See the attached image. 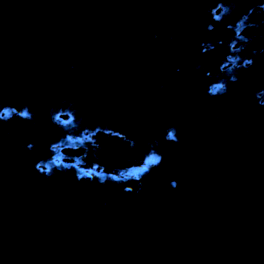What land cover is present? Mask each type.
<instances>
[{"label": "water", "instance_id": "95a60500", "mask_svg": "<svg viewBox=\"0 0 264 264\" xmlns=\"http://www.w3.org/2000/svg\"><path fill=\"white\" fill-rule=\"evenodd\" d=\"M245 3L0 0V264H264V53L225 57ZM85 119L145 163L51 161Z\"/></svg>", "mask_w": 264, "mask_h": 264}, {"label": "trees", "instance_id": "16d2710c", "mask_svg": "<svg viewBox=\"0 0 264 264\" xmlns=\"http://www.w3.org/2000/svg\"><path fill=\"white\" fill-rule=\"evenodd\" d=\"M240 1H246L245 4H241L239 6V8H234V7H230V9L228 10V12L225 14V19L229 20V21H237V19H240V23L243 22V19H246L247 22V27H253L254 25H257L258 23H260L262 21V16H264V10H262L260 7H257L256 9H254V13L252 12V9L250 10L248 7L250 6L251 0H238ZM248 2V3H247ZM251 13V14H250ZM245 14L247 15V17L245 16ZM259 38L262 39L261 42H259ZM264 35H259L258 33H254L252 35H250L248 37L247 40L241 42L239 44L238 47H236V57L235 59H237L238 61L243 62V60L245 58H255L256 55L259 56L262 54L261 49H264ZM259 43H262L261 45ZM249 46H251L250 48H253L252 52L250 53L249 51ZM259 47H263L260 48ZM258 49V50H257ZM255 52V55H253V53ZM229 57V56H228ZM261 80L264 81V69H261ZM147 115L150 116L152 122H158L160 120V117L158 115V112L155 110H151L147 113ZM89 119V118H88ZM90 122L87 121L86 119L83 121L82 123V128L84 129V133H85V137H84V144L77 146L76 149H73L71 151V153L75 152L76 150L78 151V153L81 155L82 159H84V164L86 166H93V167H98L99 164H97L99 161L97 160V156H96V151L98 150V147L96 145L97 141L95 142L93 139H91L89 137V134H91L92 132H95L93 130V128H90ZM108 128H112L111 126H107ZM116 127V126H114ZM87 133V135H86ZM102 155V154H101ZM112 156H114L113 154H111ZM102 157H104L102 155ZM129 161L128 159H124L122 161V163H134V166H137L139 164V160H130L131 162H127ZM100 163V162H99ZM100 166V165H99ZM101 168V166H100ZM127 168H122V169H118V170H124Z\"/></svg>", "mask_w": 264, "mask_h": 264}, {"label": "rangeland", "instance_id": "374dc122", "mask_svg": "<svg viewBox=\"0 0 264 264\" xmlns=\"http://www.w3.org/2000/svg\"><path fill=\"white\" fill-rule=\"evenodd\" d=\"M254 33H258L259 35H264V22L254 25L253 27L245 28V36L252 35ZM259 41H262V39L259 38ZM110 132L111 133H106L103 132L102 130H97L96 132H92L91 134H89V137L93 139L95 142L97 141L96 145L99 150L116 153V154L127 151V147L130 144L128 140L119 133H113L112 131ZM101 154L104 157H102ZM96 156H97V160L100 162V163L98 162L97 164L103 167L102 170L105 172H110L111 171L110 169H121V168L128 169L134 166V163H122L124 159L108 160V155L101 151H96ZM130 160L127 162H131Z\"/></svg>", "mask_w": 264, "mask_h": 264}, {"label": "clouds", "instance_id": "9594fccd", "mask_svg": "<svg viewBox=\"0 0 264 264\" xmlns=\"http://www.w3.org/2000/svg\"><path fill=\"white\" fill-rule=\"evenodd\" d=\"M154 38H155V37H154ZM209 47H211V45H209ZM261 52L264 53V49H261ZM253 55H255V52L253 53ZM246 62H247V63H246ZM251 65H253V59H251V58H245V59L243 60V65H242V66H244V67H248V66H251ZM197 67H199V66H197ZM176 71L179 72L180 69L177 68ZM235 79H236V77L233 76V77H232V80L235 81ZM219 86H220V88L223 90V92H226V91H227V88H226V86H225L224 84H220ZM30 145H31V144H28V145H27V147H28L29 149L31 148ZM37 169H39V168H37ZM50 174H51V172H50V170H49V172H47L46 175H50Z\"/></svg>", "mask_w": 264, "mask_h": 264}, {"label": "snow or ice", "instance_id": "6c2138e0", "mask_svg": "<svg viewBox=\"0 0 264 264\" xmlns=\"http://www.w3.org/2000/svg\"><path fill=\"white\" fill-rule=\"evenodd\" d=\"M246 63H247V62H246ZM253 63H254V60H253ZM217 87H220V86L218 85ZM213 91H215V89H214ZM21 115H25V116H27L28 114L25 112V113H21ZM168 137H169L170 139H172V140H175V139H176V137L173 136L172 132H169V133H168ZM30 147H33V145L31 144ZM160 160H161V157H160V156H155V157L150 158V162H151V163H157V162L160 161ZM35 167H36V168H40V165H39V164H36ZM128 191H130V189H129Z\"/></svg>", "mask_w": 264, "mask_h": 264}, {"label": "bare ground", "instance_id": "6f19581e", "mask_svg": "<svg viewBox=\"0 0 264 264\" xmlns=\"http://www.w3.org/2000/svg\"><path fill=\"white\" fill-rule=\"evenodd\" d=\"M258 55V54H257ZM256 55V59L258 60V62H259V64H261V60H259L258 58H259V56H257ZM254 64H256V63H254ZM262 65H263V69H264V55H263V57H262ZM251 69V74H253L254 73V71L256 70V68L255 67H252V68H250ZM261 72L258 74V79L259 80H261ZM260 83H262V80L260 81ZM263 87H264V83H263V85H262ZM254 92V91H253ZM66 114V116L68 115V113H65ZM111 133V132H110ZM129 141V140H128ZM129 143H130V141H129ZM132 144H129V146H131ZM79 157V156H78ZM119 178H122V175H120V176H118Z\"/></svg>", "mask_w": 264, "mask_h": 264}, {"label": "flooded vegetation", "instance_id": "af4514ba", "mask_svg": "<svg viewBox=\"0 0 264 264\" xmlns=\"http://www.w3.org/2000/svg\"><path fill=\"white\" fill-rule=\"evenodd\" d=\"M111 124H112V123H111ZM90 125H91V123H90ZM93 127H94L93 125L90 126V128H93ZM112 128H114V127H112ZM128 142H129V141H128Z\"/></svg>", "mask_w": 264, "mask_h": 264}]
</instances>
